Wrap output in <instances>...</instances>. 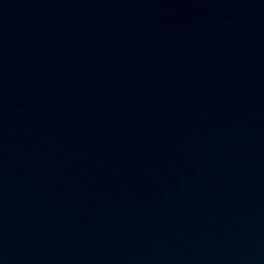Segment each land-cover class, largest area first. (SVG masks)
Segmentation results:
<instances>
[{"label": "water", "instance_id": "water-1", "mask_svg": "<svg viewBox=\"0 0 264 264\" xmlns=\"http://www.w3.org/2000/svg\"><path fill=\"white\" fill-rule=\"evenodd\" d=\"M0 264H264V0H0Z\"/></svg>", "mask_w": 264, "mask_h": 264}]
</instances>
